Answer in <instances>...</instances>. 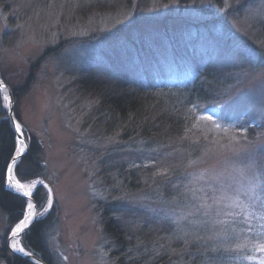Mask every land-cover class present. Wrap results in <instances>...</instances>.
I'll use <instances>...</instances> for the list:
<instances>
[{"label": "rangeland", "instance_id": "rangeland-1", "mask_svg": "<svg viewBox=\"0 0 264 264\" xmlns=\"http://www.w3.org/2000/svg\"><path fill=\"white\" fill-rule=\"evenodd\" d=\"M204 66L222 75L217 93L188 106L184 128L157 139L126 137L92 89L96 80L104 89L176 88ZM0 78L26 138L23 157L33 139L41 148L44 174L21 182L42 181L33 196L45 189L38 220L54 218L47 233L53 264H118L120 257L156 264L166 252V264L264 259L252 247L255 232L232 234L225 213L238 209L215 203L246 190L239 169H264V0H0ZM157 102L139 110L143 122L169 110ZM127 161L149 169L123 180L115 168ZM107 206L120 209L134 235L123 253L105 230ZM13 215L0 208V248L10 253L9 229L19 223ZM241 220L237 232L256 225ZM144 223L162 233L156 241L137 240ZM236 243L247 247L233 250Z\"/></svg>", "mask_w": 264, "mask_h": 264}, {"label": "trees", "instance_id": "trees-1", "mask_svg": "<svg viewBox=\"0 0 264 264\" xmlns=\"http://www.w3.org/2000/svg\"><path fill=\"white\" fill-rule=\"evenodd\" d=\"M221 77L222 75L219 71L204 66L200 70V74L192 79L190 83L184 86H176V88H163L151 91L150 89H138L139 87L137 86L131 87L130 84H112L104 89L105 84H102L99 80L91 83L92 89L100 93L102 92L103 101L101 105L102 107H106L109 122L119 125L122 124L126 131H128L125 133L126 137L133 135L134 138L144 137L150 140L161 138L159 137V133H162L164 136H170L173 131L177 129L180 130V128L184 126V122L186 123L188 121V123H190V115L186 113L187 118L184 116L188 106L212 100L214 97L213 95L218 91L215 79L218 80ZM157 91H161L165 94H157ZM155 99L159 100V102H157L159 105L157 104V106H168L169 110L158 114L153 111L154 117L143 122L141 117H138L140 113L139 110L146 109L147 106L150 105V102ZM108 126H110V124ZM14 137L16 138V134L4 106L3 94L0 91V208L11 215L15 214L13 215L15 220H20L22 218V209L25 206V199L6 189L2 175L4 165L8 162L7 158L12 153ZM30 144L29 151L18 165L19 173L17 176L22 181L31 180L44 174L45 166L40 155V145L35 139H33ZM130 163L131 161H127L117 163L116 165L115 170H119V176L123 180L129 178L134 179L136 173L145 174L148 171L147 169H149L143 165L131 166ZM33 198L38 207L42 208L46 200L45 189L42 186L37 188ZM103 215L106 220L104 225L107 234L114 240L120 252L124 251L123 242H128L127 239L134 237V235H129L128 231L131 232V230L126 228L125 224L122 223L120 209L109 208L107 206L106 212H104ZM53 220L52 214L37 220L22 236L23 246L30 252L36 254L47 264H53L51 261L52 254L47 243V233L52 226ZM127 227L130 226L127 225ZM139 229L140 232H137L138 236L135 237L143 243H152L159 237L158 234H162L157 230V227L151 226L149 223H144ZM168 255L167 252L158 254L155 257V263L166 264ZM0 259L4 260L6 264H37L30 259L10 253L7 247L5 249L0 248ZM141 259L144 261L145 258L143 257ZM117 262L118 264H127L123 257H120Z\"/></svg>", "mask_w": 264, "mask_h": 264}, {"label": "snow or ice", "instance_id": "snow-or-ice-1", "mask_svg": "<svg viewBox=\"0 0 264 264\" xmlns=\"http://www.w3.org/2000/svg\"><path fill=\"white\" fill-rule=\"evenodd\" d=\"M6 93V89H5ZM4 100L8 101V105L11 104V98L6 94L3 97ZM202 120H212L211 116L201 117ZM215 123V122H214ZM217 128L220 125L217 123L215 125ZM14 127L17 132L20 133V136H23V132L21 129L20 123L17 121L14 124ZM264 135V134H262ZM28 146L25 144L24 140L16 139L14 137V146L12 149V153L8 156L7 161L4 165L3 170V183L10 189H13L16 193L21 194L22 197H27L25 200L24 208L22 209L21 216L22 219L19 220V223L15 225L14 228H10L12 237H18L20 233H22L27 227H29L33 218L38 215L35 211L36 205L32 202L31 197L33 196V189L42 181H31L29 183H22L21 179L17 178L19 173L18 169V161H21V157L26 153ZM260 150L264 151V141H261ZM239 175L243 178V180H247L246 190H236V195H222V197L215 201V203L219 204L227 201L225 207L238 209V211H230L226 212L225 215L232 218V227H233V235L239 238L240 232L253 233L259 237L260 239L256 240L255 243L252 244V247L259 253L264 254V169L260 171L242 168L239 169ZM243 180L239 181L241 185H243ZM50 192V190H49ZM243 197V199L241 198ZM51 207V203L48 205ZM243 217V220L240 223L245 225H252L253 221L256 222L255 227H246L244 229H240L239 232L235 230V224L237 222V218ZM222 224H227V220L220 221ZM245 241H247V236H245ZM10 246L14 251L24 252L25 255L31 256V253L25 252V249L18 241L10 242ZM247 247V243H236L234 245V249H242ZM228 251L229 249H225ZM67 259V257H64ZM244 259H253V257H244ZM259 264H264V259L259 261Z\"/></svg>", "mask_w": 264, "mask_h": 264}, {"label": "water", "instance_id": "water-1", "mask_svg": "<svg viewBox=\"0 0 264 264\" xmlns=\"http://www.w3.org/2000/svg\"><path fill=\"white\" fill-rule=\"evenodd\" d=\"M0 89H1L2 91H5V89H6V92L9 94V97L11 98V104H10V106H9V111H8V113H9V117H10L12 123H13V126H14V124L17 122V120H16V118H15V115H14V104H15L14 97H13V94H12V91H11L10 86H9L6 82H4L1 78H0ZM14 129H15V127H14ZM15 131H16V129H15ZM16 133H17V139H21V138H22V139L24 140L25 144L27 145L26 138H25L24 134H23V136L21 137L19 132L16 131ZM27 146H28V145H27ZM27 150H28V148H27ZM20 159H21V158H20ZM19 162H20V161H18V163H19ZM9 189H10V188H9ZM35 189H36V187L34 188V190H35ZM10 190L13 191L14 193H16L13 189H10ZM16 194H18V195L21 196V194H19V193H16ZM25 198L28 199L27 197H25ZM31 200H32L33 203L36 205L35 211L38 213V215H36V216L33 218L32 222H31L30 225H29V227H27L22 233H20V235L18 236L19 239H21V237L23 236V234H24V233L30 228V226H32L33 223H35V221L38 220V219L40 218V217H39V214H40V213H39V208H38L37 204L35 203L33 197H31ZM11 239H12V236H10V238H9V241H8V247H9V249H10L14 254H16V255H18V256H20V257H24V258L30 259V260H32L33 262L37 263V264H47L44 260H42V259H41L40 257H38L36 254H34L33 252H30L29 250H27V249H25V248H24V249H25V252L31 253V256L25 255L24 252L14 251V250L11 248V246H10Z\"/></svg>", "mask_w": 264, "mask_h": 264}, {"label": "bare ground", "instance_id": "bare-ground-1", "mask_svg": "<svg viewBox=\"0 0 264 264\" xmlns=\"http://www.w3.org/2000/svg\"><path fill=\"white\" fill-rule=\"evenodd\" d=\"M33 191H34V189H33ZM33 202V201H32ZM12 241H18L19 243H20V245H22L23 246V244H22V242H21V240L18 238V237H12V239H11V242ZM24 247V246H23Z\"/></svg>", "mask_w": 264, "mask_h": 264}]
</instances>
